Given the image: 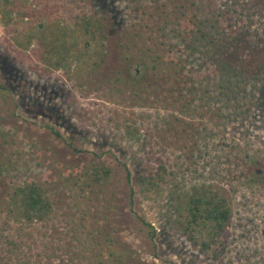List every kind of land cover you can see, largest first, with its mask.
I'll list each match as a JSON object with an SVG mask.
<instances>
[{"label": "rangeland", "instance_id": "rangeland-1", "mask_svg": "<svg viewBox=\"0 0 264 264\" xmlns=\"http://www.w3.org/2000/svg\"><path fill=\"white\" fill-rule=\"evenodd\" d=\"M27 181L43 219L16 213ZM193 186L230 212L203 250L179 226ZM112 247L123 264H264V0H0V264H107Z\"/></svg>", "mask_w": 264, "mask_h": 264}, {"label": "trees", "instance_id": "trees-1", "mask_svg": "<svg viewBox=\"0 0 264 264\" xmlns=\"http://www.w3.org/2000/svg\"><path fill=\"white\" fill-rule=\"evenodd\" d=\"M142 60L145 61L143 58ZM145 64L147 66V62ZM151 66L155 68L156 63ZM54 134L57 135V132ZM122 168L126 183L127 204L130 206L133 196V189L129 183L130 173L125 165H122ZM87 171L91 176L90 181L105 183L110 176L109 168L103 164H95ZM136 175L139 183L152 185V173L146 166H142L141 171H138ZM11 201L16 207V213L28 221L43 219L48 216L52 209V202L46 190L34 181L22 182V184L15 186L11 191ZM183 203L184 212L179 215L181 233L192 247H198L202 250L208 248L228 223L230 212L225 199L215 189L208 186H193L183 196ZM148 231L151 238L154 229L148 226ZM97 232L99 231L97 230ZM107 241L111 242V239L107 238ZM122 254L125 255L124 249L118 250L112 247L107 251V264H123L124 256ZM93 261H95L94 264H105L102 258Z\"/></svg>", "mask_w": 264, "mask_h": 264}]
</instances>
